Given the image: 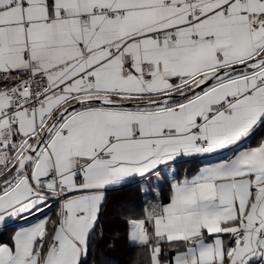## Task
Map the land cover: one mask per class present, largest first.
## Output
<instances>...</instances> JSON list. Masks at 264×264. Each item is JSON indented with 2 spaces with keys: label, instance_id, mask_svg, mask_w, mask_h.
I'll return each instance as SVG.
<instances>
[{
  "label": "snow or ice",
  "instance_id": "6c2138e0",
  "mask_svg": "<svg viewBox=\"0 0 264 264\" xmlns=\"http://www.w3.org/2000/svg\"><path fill=\"white\" fill-rule=\"evenodd\" d=\"M131 184L148 264H264V0H0V264H89Z\"/></svg>",
  "mask_w": 264,
  "mask_h": 264
},
{
  "label": "trees",
  "instance_id": "16d2710c",
  "mask_svg": "<svg viewBox=\"0 0 264 264\" xmlns=\"http://www.w3.org/2000/svg\"><path fill=\"white\" fill-rule=\"evenodd\" d=\"M196 167L193 163L178 165L179 171L183 174ZM161 199L167 200L168 186L164 182L160 190ZM144 210V193L141 186L131 184L119 192L111 193L100 219V227L96 243L93 248V255L89 264H148L146 251L140 247H134L128 240L127 220L140 217ZM13 229L0 231V240L11 236Z\"/></svg>",
  "mask_w": 264,
  "mask_h": 264
},
{
  "label": "crops",
  "instance_id": "0c3cea01",
  "mask_svg": "<svg viewBox=\"0 0 264 264\" xmlns=\"http://www.w3.org/2000/svg\"><path fill=\"white\" fill-rule=\"evenodd\" d=\"M154 194H156V189H153L152 193H150V195H154ZM158 195L161 198L160 191H159ZM164 202H167V200L164 201ZM148 203H151V200L150 199L148 200ZM144 204H145V195H144ZM128 232H129V230H128Z\"/></svg>",
  "mask_w": 264,
  "mask_h": 264
}]
</instances>
